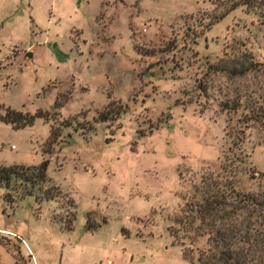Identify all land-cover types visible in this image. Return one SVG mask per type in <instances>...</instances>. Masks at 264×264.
<instances>
[{"label":"rangeland","instance_id":"rangeland-1","mask_svg":"<svg viewBox=\"0 0 264 264\" xmlns=\"http://www.w3.org/2000/svg\"><path fill=\"white\" fill-rule=\"evenodd\" d=\"M238 1L0 0V114L49 117L0 121V167L48 159L61 191L0 186V264H198L175 221L192 185L240 156L238 189L264 187V126L244 117L264 92V0L215 23Z\"/></svg>","mask_w":264,"mask_h":264},{"label":"trees","instance_id":"trees-1","mask_svg":"<svg viewBox=\"0 0 264 264\" xmlns=\"http://www.w3.org/2000/svg\"><path fill=\"white\" fill-rule=\"evenodd\" d=\"M255 2L256 0H239L217 17L215 23L238 7L247 9L255 7ZM254 69L255 65L251 64L240 65L238 70L231 71L211 68L212 71L226 74L229 79L235 76L241 77ZM70 96V93L65 97L60 96L55 108H60ZM114 103L111 101L108 104L107 113L113 112L111 109ZM253 106L254 108L244 113L245 120L263 127L264 92ZM107 113H99L102 122L110 119ZM119 113L117 112L115 116ZM38 117L49 119L48 113L43 111L32 115L7 109L5 114H0V121L10 124L13 129H22L32 125ZM55 131L54 127L50 128V136L46 144L55 143L57 137ZM43 153L49 152L43 150ZM239 157H233L228 164H222L219 174L201 175L199 183L192 185L190 195L183 198V205L175 221L178 227L177 233H181L189 242V247H183L182 255L191 262L196 259L198 264H264V187L257 192L238 189L235 178L240 173L238 172V165L241 163ZM48 164L49 160L43 158L37 166H1L0 186L12 189L11 184L19 181L26 184L23 194L31 195L35 190L38 193V200L56 199L61 195V191L55 186H50V182L47 181ZM262 177L264 179V175ZM12 199V195L7 193L5 200L10 202ZM65 221L64 227L71 230L73 217ZM177 233H173L176 238H178ZM201 239L205 241L203 245L199 244Z\"/></svg>","mask_w":264,"mask_h":264},{"label":"water","instance_id":"water-1","mask_svg":"<svg viewBox=\"0 0 264 264\" xmlns=\"http://www.w3.org/2000/svg\"><path fill=\"white\" fill-rule=\"evenodd\" d=\"M28 56L30 57V56H31V54H30V53H28Z\"/></svg>","mask_w":264,"mask_h":264}]
</instances>
